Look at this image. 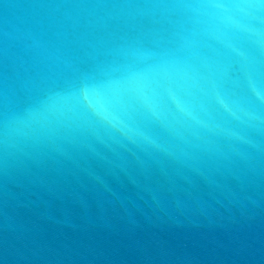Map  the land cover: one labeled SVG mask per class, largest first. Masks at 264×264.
<instances>
[{"label": "clouds", "instance_id": "1", "mask_svg": "<svg viewBox=\"0 0 264 264\" xmlns=\"http://www.w3.org/2000/svg\"><path fill=\"white\" fill-rule=\"evenodd\" d=\"M78 159L264 182V0H0V175Z\"/></svg>", "mask_w": 264, "mask_h": 264}, {"label": "water", "instance_id": "2", "mask_svg": "<svg viewBox=\"0 0 264 264\" xmlns=\"http://www.w3.org/2000/svg\"><path fill=\"white\" fill-rule=\"evenodd\" d=\"M78 159L0 175V264H264V182Z\"/></svg>", "mask_w": 264, "mask_h": 264}]
</instances>
